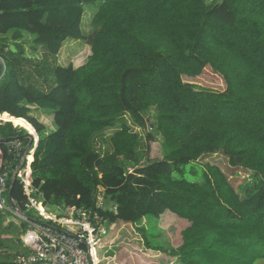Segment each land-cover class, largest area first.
Returning <instances> with one entry per match:
<instances>
[{
    "label": "trees",
    "instance_id": "obj_1",
    "mask_svg": "<svg viewBox=\"0 0 264 264\" xmlns=\"http://www.w3.org/2000/svg\"><path fill=\"white\" fill-rule=\"evenodd\" d=\"M86 6L95 9L88 37ZM27 34L31 49H44L34 65ZM70 37L91 44L79 67L57 64ZM0 67V113L12 121L0 125V147L12 160L4 141L20 135L16 127L26 143L39 140L28 172L45 204L93 208L102 188L109 224L139 226L166 212L186 219L170 251L179 264L264 262V0H0ZM207 67L222 75L224 91L183 79ZM33 108L52 112L55 129L32 118ZM126 116L148 130V143L160 137L161 159H150V144L139 159L140 136ZM118 123L103 155L93 139ZM214 153L228 158L231 174L257 179L238 189L219 166L199 167ZM199 168L198 179L186 178ZM12 182L14 204L37 221L23 185ZM10 214L0 211V264L30 252L21 239L28 221ZM140 230L146 247H163L150 240L151 224Z\"/></svg>",
    "mask_w": 264,
    "mask_h": 264
},
{
    "label": "rangeland",
    "instance_id": "obj_2",
    "mask_svg": "<svg viewBox=\"0 0 264 264\" xmlns=\"http://www.w3.org/2000/svg\"><path fill=\"white\" fill-rule=\"evenodd\" d=\"M208 1L212 2L213 0ZM94 11L95 9L92 6L85 7V13L80 27L82 33L87 37L96 31V27H93L92 24ZM25 38L27 39L24 40L26 41L25 50L27 55L32 60L31 63L34 65L36 61H39V58L44 56V49L40 48L38 51L31 49L32 40L35 37L27 34ZM90 54V42H88L86 39L70 37L66 40L57 56V64L62 66H68L72 64L74 67H79L87 61V58ZM183 79L187 82L195 84L199 88H205L219 92H222L226 89L225 80L222 75L214 72L210 67H207L206 70L198 77L190 78L184 76ZM153 112L154 110H151L150 114L152 115ZM30 115L32 118L37 119L42 125L44 124L46 126V131L49 132L54 129L55 126L52 112L33 108V111L30 113ZM125 119L128 125L131 126L133 132L138 133L140 136L137 147L139 159L143 163L146 162V151L149 144L151 147L149 156L150 159H161L163 154L162 140L160 137L156 141L148 143L146 139V133L148 130L138 128L128 116H126ZM118 129H120L119 123L115 127H109L106 130L99 132L93 139V147L103 155L111 153L113 151L111 137ZM38 145L39 140H35L32 146L28 149V165H33ZM197 164L202 169H204L206 164L219 166L230 176L232 183L238 189L251 186L258 177L253 171H247L239 168L234 170V172L231 174L228 158L222 153L204 155L197 161ZM201 168H199V173L195 175L187 174L186 178L189 180L198 179L201 174ZM238 193L242 195L240 190H238ZM5 198L8 208H10L11 202L8 192L5 193ZM52 207L53 205H49L47 211L52 212ZM34 209L27 208L26 210L35 219H40L38 216V211L36 208ZM6 211L11 213L10 219L15 220L17 223L20 222L19 220L24 219L9 209ZM56 213H58V216L63 215L60 210H56ZM149 224H151L153 227V230L149 235L150 240L153 242L157 241L156 243L161 244L160 246H163L162 248L158 247L159 249L157 248L153 250L145 246L140 228L148 229ZM189 225L190 223L186 219L180 218L171 212H166L158 219L145 217L139 226L119 220L111 223V226L107 230L108 233L105 236L107 237L104 240L105 247L101 249V251H98V255L102 259L103 264H179L170 251L182 244V231ZM27 231L21 235L22 240L27 234ZM263 263V261L258 262V264Z\"/></svg>",
    "mask_w": 264,
    "mask_h": 264
},
{
    "label": "built area",
    "instance_id": "obj_3",
    "mask_svg": "<svg viewBox=\"0 0 264 264\" xmlns=\"http://www.w3.org/2000/svg\"><path fill=\"white\" fill-rule=\"evenodd\" d=\"M1 114L0 122L3 120ZM5 147L13 160L18 161L23 157L20 142H11ZM6 160L0 147V211L9 209L29 223V229L22 241L30 252L18 256L16 261L19 264H103L98 255V251L105 247L104 239L108 233L106 226L108 220L101 213L105 210L103 189L97 192L94 208L58 205L52 208V212H48L43 195H34L36 189L31 172L19 171L17 177L28 197L25 206L36 208L40 217L37 221L29 220L22 216L20 208V210L12 206L8 208L6 204L5 193L9 180ZM56 210H60L63 215L58 216Z\"/></svg>",
    "mask_w": 264,
    "mask_h": 264
},
{
    "label": "bare ground",
    "instance_id": "obj_4",
    "mask_svg": "<svg viewBox=\"0 0 264 264\" xmlns=\"http://www.w3.org/2000/svg\"><path fill=\"white\" fill-rule=\"evenodd\" d=\"M1 118L3 119L0 122L1 123L5 122V123H11L12 121L9 119H5L4 115H1ZM16 129L19 130L20 135H25L27 132L25 130V128L23 127H16ZM23 130V133H21ZM20 135H16L15 137H12L10 139H5V146L11 142H20L21 146H22V152H23V157H20L19 160H6L7 161V172H8V177L11 178L13 177V179L16 177V180L18 179L17 174L19 171H24V170H28L32 165H28L27 164V151L28 149L32 146L33 142L35 141L33 138L29 141V143H26L24 140L21 139ZM1 139V137H0Z\"/></svg>",
    "mask_w": 264,
    "mask_h": 264
},
{
    "label": "crops",
    "instance_id": "obj_5",
    "mask_svg": "<svg viewBox=\"0 0 264 264\" xmlns=\"http://www.w3.org/2000/svg\"><path fill=\"white\" fill-rule=\"evenodd\" d=\"M1 114V113H0ZM10 115V114H9ZM54 129H55V127H54ZM53 129V130H54ZM102 189V188H101ZM104 191V190H103ZM7 192H8V194H9V199H10V202L12 201V203L14 204V202H13V199H12V195H11V198H10V190H9V180H8V183H7ZM46 205H48V204H46ZM96 205V204H95ZM11 206H12V204H11ZM55 206H58V205H55ZM55 206H53V207H55ZM13 207V206H12ZM47 207H49V205L47 206ZM52 207V208H53ZM77 207V206H76ZM95 207V206H94ZM93 207V208H94ZM106 226H107V228L109 229V227L111 226V224H109V223H107L106 224ZM28 228H29V226H28ZM26 233V232H25ZM107 237H105V239H106ZM104 239V240H105ZM24 244V243H23ZM27 247V246H26Z\"/></svg>",
    "mask_w": 264,
    "mask_h": 264
},
{
    "label": "water",
    "instance_id": "obj_6",
    "mask_svg": "<svg viewBox=\"0 0 264 264\" xmlns=\"http://www.w3.org/2000/svg\"><path fill=\"white\" fill-rule=\"evenodd\" d=\"M0 73H1V67H0ZM15 183H16V177L13 179L12 187L15 185ZM11 191H12V188H11V190H10V198H11V195H12ZM11 204H12V206L15 207L17 210H20L18 206H16L15 204L12 203V201H11ZM22 216H24L23 213H22Z\"/></svg>",
    "mask_w": 264,
    "mask_h": 264
},
{
    "label": "clouds",
    "instance_id": "obj_7",
    "mask_svg": "<svg viewBox=\"0 0 264 264\" xmlns=\"http://www.w3.org/2000/svg\"><path fill=\"white\" fill-rule=\"evenodd\" d=\"M1 71H2V68H1Z\"/></svg>",
    "mask_w": 264,
    "mask_h": 264
}]
</instances>
